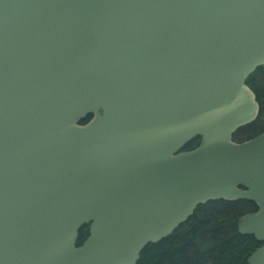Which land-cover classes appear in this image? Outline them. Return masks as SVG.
I'll list each match as a JSON object with an SVG mask.
<instances>
[{
    "label": "water",
    "instance_id": "95a60500",
    "mask_svg": "<svg viewBox=\"0 0 264 264\" xmlns=\"http://www.w3.org/2000/svg\"><path fill=\"white\" fill-rule=\"evenodd\" d=\"M263 66L264 0H0V264H137L220 200L264 264Z\"/></svg>",
    "mask_w": 264,
    "mask_h": 264
},
{
    "label": "trees",
    "instance_id": "16d2710c",
    "mask_svg": "<svg viewBox=\"0 0 264 264\" xmlns=\"http://www.w3.org/2000/svg\"><path fill=\"white\" fill-rule=\"evenodd\" d=\"M246 84L256 94L260 110L256 122L234 135L236 142L253 139L264 132V66L258 68ZM89 120L90 117L82 124ZM200 140L194 139L185 149H194ZM257 209L254 202L247 200H220L200 205L168 238L148 245L137 264H248L247 259L263 243L254 236L242 235L238 222L241 216ZM88 237L89 225H85L79 232L77 246Z\"/></svg>",
    "mask_w": 264,
    "mask_h": 264
},
{
    "label": "flooded vegetation",
    "instance_id": "af4514ba",
    "mask_svg": "<svg viewBox=\"0 0 264 264\" xmlns=\"http://www.w3.org/2000/svg\"><path fill=\"white\" fill-rule=\"evenodd\" d=\"M92 118H93V117L90 116V120H91ZM90 120H89V121H90ZM89 121H88V122H89ZM195 148H196V147H195ZM195 148H194V149H195ZM191 150H193V149H191ZM183 151H188V150L184 148ZM211 202H216V201H211ZM208 203H209V202H208ZM206 204H207V203H206ZM206 204H204V205H206ZM256 206H257V205H256ZM257 210H258V209H257ZM257 210L254 211V212H251V213H255V212H257ZM249 214H250V213H249ZM245 215H246V214H245ZM243 216H244V215H243ZM243 216L240 217L239 222H238V226H239L240 220H241V218H242Z\"/></svg>",
    "mask_w": 264,
    "mask_h": 264
}]
</instances>
